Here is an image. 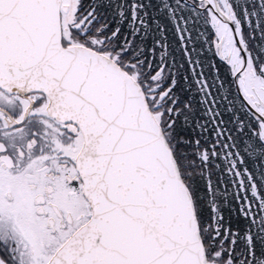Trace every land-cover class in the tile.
Listing matches in <instances>:
<instances>
[{"label":"snow or ice","instance_id":"snow-or-ice-1","mask_svg":"<svg viewBox=\"0 0 264 264\" xmlns=\"http://www.w3.org/2000/svg\"><path fill=\"white\" fill-rule=\"evenodd\" d=\"M0 264H264V0H0Z\"/></svg>","mask_w":264,"mask_h":264}]
</instances>
